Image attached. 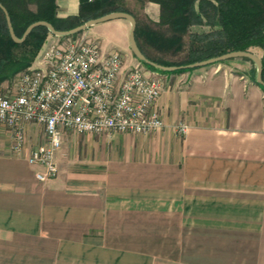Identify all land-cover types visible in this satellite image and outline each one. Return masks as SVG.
I'll return each instance as SVG.
<instances>
[{"label":"crops","instance_id":"0c3cea01","mask_svg":"<svg viewBox=\"0 0 264 264\" xmlns=\"http://www.w3.org/2000/svg\"><path fill=\"white\" fill-rule=\"evenodd\" d=\"M143 3L144 18L157 23L159 6ZM56 6L57 17L76 16L79 0ZM92 29L83 35L102 51L138 63L129 22L102 23L101 36ZM254 69L232 59L162 72L151 109L161 129L65 131L57 175L46 182L27 162L45 141L42 126L25 124L24 148L13 154L0 123L8 140L0 145V264H264V92ZM11 82L0 92H11ZM181 123L184 135L175 130Z\"/></svg>","mask_w":264,"mask_h":264},{"label":"built area","instance_id":"2783aa9c","mask_svg":"<svg viewBox=\"0 0 264 264\" xmlns=\"http://www.w3.org/2000/svg\"><path fill=\"white\" fill-rule=\"evenodd\" d=\"M29 67L12 79V90L0 92V123L10 132L13 154L24 148L23 126H42L45 141L31 150L27 162L41 168L39 182L57 175L55 154L61 135L73 133L141 134L163 127L152 106L164 90V77L139 63L126 66L117 50L104 52L96 39L57 38ZM178 134L185 124L175 127Z\"/></svg>","mask_w":264,"mask_h":264},{"label":"trees","instance_id":"16d2710c","mask_svg":"<svg viewBox=\"0 0 264 264\" xmlns=\"http://www.w3.org/2000/svg\"><path fill=\"white\" fill-rule=\"evenodd\" d=\"M141 1L159 6L157 28L138 22L125 0H79L78 14L67 18L57 17L56 0H0V4L7 11L17 38L22 37L30 24L38 21L48 22L56 31L65 32L111 12L129 13L136 20L135 40L140 52L163 67H184L229 52L259 49L263 53L260 60L264 81V0ZM80 34L60 38H75ZM49 35L47 28L37 27L22 43L13 42L0 8V84L11 81L18 73L31 67ZM147 49L159 54L181 55V58L176 61L155 59L149 56ZM196 69L200 68H181L163 73L176 74ZM261 89L264 92V88Z\"/></svg>","mask_w":264,"mask_h":264},{"label":"water","instance_id":"95a60500","mask_svg":"<svg viewBox=\"0 0 264 264\" xmlns=\"http://www.w3.org/2000/svg\"><path fill=\"white\" fill-rule=\"evenodd\" d=\"M0 8L5 15L6 25H7L9 36L12 39V41L15 43H22L27 38V36L30 34V32L37 27H45L49 30V32L52 36H54L56 38H60L62 36H71L73 34L83 33L85 30L89 29L90 27H92L96 24H100V23H104V22H108V21H112V20L123 19V20H126L127 22H129V24H130L129 47H130V51H131L132 55L136 58L137 61L144 62L145 64H147L151 67L157 68L163 72H173V71H176L177 69H181V68H186V69L201 68V67L209 66V65H212L215 63L227 61V60L245 58V59H248L254 63L255 68H256L255 82L264 88V81L262 80V71H263L262 62H261L260 58L252 52H245V51L229 52V53H226V54L221 55L219 57L211 58V59L204 60V61L197 62V63H193V64H190V65H187L184 67H163V66H160V65H157V64L151 62L140 52V50L137 46V43L135 40L136 20L129 13L111 12V13L105 14L103 16H100L98 18L90 19V20L84 22L83 24H81V25H79V26H77V27H75L69 31H65V32L56 31L51 26V24H49L48 22L38 21V22L30 24L25 29L22 37L17 38L16 35L14 34V31H13V28H12V25L10 22V18L7 14V11L5 10V8H3L1 6V4H0Z\"/></svg>","mask_w":264,"mask_h":264},{"label":"rangeland","instance_id":"374dc122","mask_svg":"<svg viewBox=\"0 0 264 264\" xmlns=\"http://www.w3.org/2000/svg\"><path fill=\"white\" fill-rule=\"evenodd\" d=\"M125 3H126V5L128 6V9H130L138 18H139V21L141 22V23H144V24H148V25H150L151 27H153V28H157V25H156V23H153L152 21H150V20H148L149 18L147 17V15H146V17L144 18V13H142L143 12V5H144V3L141 1V0H125ZM151 3H153V2H151ZM153 4H156V3H153ZM157 5V4H156ZM147 12H148V16L150 17V18H153V14H152V12H151V10L149 9V10H147ZM143 15V16H142ZM109 22V21H108ZM105 23V22H104ZM100 26H102V23H100V24H96V25H94V26H92L93 27V29L92 30H95V32L97 33H95V36L96 35H99V36H101V34L98 32L99 30H98V28H100ZM88 30V29H87ZM87 30H85L83 33H81L80 35H78V36H76V37H78V38H81V37H84V33L85 32H87ZM193 30H197V29H193ZM109 33L111 34V35H114V31H109ZM52 36V35H51ZM86 37V36H85ZM84 37V38H85ZM54 41L56 40V38H54L53 39ZM43 50V49H42ZM41 50V51H42ZM40 51V52H41ZM147 51V53L149 54V56L150 57H152V58H155V59H163V60H167V61H176V60H179L180 58H181V55H178V56H172V55H169V54H159V53H157V52H155V51H153V50H151V49H147L146 50ZM40 52H39V54H40ZM251 52L252 53H254L256 56H258L259 58H261L262 57V55H263V53H262V51L261 50H259V49H252L251 50ZM39 54L37 55V57L39 56ZM37 57H36V59H37ZM136 60V59H135ZM136 62V61H135ZM138 62V61H137ZM136 62V63H137ZM139 63V62H138ZM141 66H143L144 68H146V69H148L149 71H152V72H154V73H162L163 71H161V70H159V69H157V68H154V67H151V66H149V65H147V64H145V65H143V64H141V63H139ZM5 132H6V129L4 128V127H2V126H0V145L1 146H7V144H8V140H7V138H6V135H5Z\"/></svg>","mask_w":264,"mask_h":264}]
</instances>
